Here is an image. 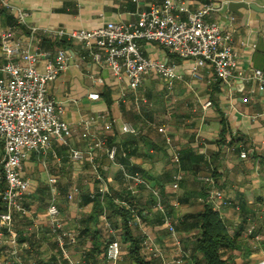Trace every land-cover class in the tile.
<instances>
[{"label":"crops","instance_id":"0c3cea01","mask_svg":"<svg viewBox=\"0 0 264 264\" xmlns=\"http://www.w3.org/2000/svg\"><path fill=\"white\" fill-rule=\"evenodd\" d=\"M14 7L27 11L28 26L39 29L65 31L96 29L107 22H131L137 14L165 0H6ZM189 11L212 3L214 10L207 21L218 22L230 33L237 55L235 73L248 75L256 69L264 76V0H172ZM245 3L238 13H218L216 4ZM0 7H2L0 5ZM186 19V12H177ZM11 11L0 8V32L14 27V37L27 44L29 30L12 25ZM32 46L41 51L54 52L62 48L68 55V66L47 87L48 96L64 109L62 118L73 130L68 144L52 140L49 149L31 153L22 164L21 175L29 182V194L23 203L30 214L15 217L14 232L20 244L32 248L22 252V259L32 264H69L58 258V248L49 236L47 204L50 198L49 179L55 177L57 202L65 229L75 237L69 246L72 264H111L105 252L110 241L118 240L121 255L113 264H135L123 241L122 219L108 209L91 215L92 204L85 203L86 195L96 193L101 176L110 198L116 205H134L138 220L132 228L134 236L142 240L147 233L158 243L165 261L173 264L175 248L168 229L155 220L159 212L152 208L151 191L133 185L119 165L131 174L137 173L153 188L171 195L170 184L182 173L177 192L165 204L172 209L175 226L187 214H198L203 205L198 198L206 185L199 179L209 174L214 178L212 189L229 202L221 219L231 237L236 238L246 256L244 264H254L264 253V85L255 80L233 78L228 82L216 79L213 70L202 68L197 75L191 71V59L170 54L163 46L139 41L141 52L150 58L175 64L177 78L170 88L155 74L145 75L136 89H131L126 76L114 77L96 61L90 52L76 42L56 43L38 35ZM17 55V52H15ZM17 57V56H16ZM17 59V58H14ZM5 58L0 52V63ZM45 57L36 64L44 69ZM101 81H100V80ZM97 93L93 100L89 94ZM209 102L207 105L206 103ZM104 114L105 119L85 129L83 121L92 115ZM128 124L135 133L123 132ZM164 128L163 132L158 129ZM115 158L108 157L111 147ZM191 148L202 154L209 169L203 168L197 177L183 173L174 163L177 151ZM80 151L83 159L71 157ZM245 153V157L240 154ZM131 186L133 189H128ZM105 194V193H104ZM182 198L184 202H180ZM126 207V206H125ZM142 210L144 217L137 211ZM132 217V216H131ZM131 219V218H130ZM129 219V220H130ZM128 220V221H129ZM180 228V225H179ZM252 229L262 237L254 241L247 231ZM189 258L184 264H201L200 254L192 253L195 230L177 229ZM142 253V251H141ZM0 247V264H9ZM157 264L160 262L156 261Z\"/></svg>","mask_w":264,"mask_h":264},{"label":"built area","instance_id":"2783aa9c","mask_svg":"<svg viewBox=\"0 0 264 264\" xmlns=\"http://www.w3.org/2000/svg\"><path fill=\"white\" fill-rule=\"evenodd\" d=\"M0 5L11 11L17 25H23L29 30L25 45L14 37L15 26L0 32V52L5 58V61L0 63V247L9 264H32L21 256L24 249L31 252L32 248L25 243L20 244L14 232L16 215L22 218L30 214V210L23 203L25 196L29 194V182L21 175L23 161L33 152L39 153L49 149L52 140L67 145L73 133L70 125L62 118L63 107L50 98L47 91L48 84L67 68L68 55L62 48L51 52L32 46L31 43L38 35L53 41L65 39L78 43L114 77L126 76L133 90L148 74H155L163 79L168 88L177 78L175 64L145 56L140 50L139 41L155 42L172 55L191 59L193 75H197L202 68H208L213 70L216 79L223 82L237 77L241 80H255L261 87L264 85V76L259 69L248 75L235 73L237 55L230 33L224 32L218 22L207 21L205 18L214 10L212 3L189 11L182 4L165 0L160 5H152L148 10L139 12L135 21L107 22L96 29L71 31L28 26L27 11L12 6L6 0H0ZM177 12H186V19H181ZM41 57H45L43 70L36 66ZM89 98L95 100L98 94L91 93ZM104 119V114L92 115L83 121V125L87 129ZM121 129L123 132L135 133V129L128 124H123ZM158 130L163 132L164 128L160 127ZM115 155L116 148L113 146L108 151V157L113 160ZM240 156L246 155L241 153ZM71 157L78 161L83 159L82 153L77 150L71 152ZM179 158L180 153L176 151L173 161L177 165ZM119 167L133 185H142L151 191L154 198L153 210L164 214L165 205L160 190L151 187L139 174L129 173L123 164ZM97 178L101 183L97 192L103 195L107 189L101 176L98 175ZM199 178L211 186L205 201L211 203L213 210L221 216L224 207L229 204L228 200L212 189L214 182L211 174ZM181 180V172L173 177L170 184L172 194L177 192ZM56 182L55 177L49 179L51 196L46 208L49 236L57 245L59 260L63 259L72 264L69 246L75 237L64 227L57 202ZM128 189L133 187L129 186ZM94 194H91V197ZM198 201L203 203L202 198H198ZM122 204L131 208L125 201ZM135 219L138 220V215L132 209L128 224L133 225ZM162 223L168 229L175 248L173 264H184L189 258V252L184 249L183 240L176 230V221L170 216H165ZM247 235H252L254 241L262 240L261 235L252 229L247 231ZM141 251L160 264H168L161 246L147 233L142 234ZM120 255V242L110 241L105 252L106 261L113 264ZM254 264H264V253Z\"/></svg>","mask_w":264,"mask_h":264},{"label":"trees","instance_id":"16d2710c","mask_svg":"<svg viewBox=\"0 0 264 264\" xmlns=\"http://www.w3.org/2000/svg\"><path fill=\"white\" fill-rule=\"evenodd\" d=\"M4 10L3 7H0ZM12 25H17L16 20ZM68 42L65 39L61 41H56V43H65ZM179 168L183 173L192 174L194 177H197L200 170L203 168L209 169L207 161L204 159L202 154L195 153L191 148H186L183 151H180L179 158ZM209 174L214 176L212 171H209ZM207 187L205 193L199 197L203 199V211L198 214H187L183 217L182 223L175 226L177 229H180L184 232H190L195 230L196 235L193 240L192 253L194 257L196 254H200L202 259L200 260L201 264H244L246 256L242 254V246L240 242L231 237L227 232V227L222 221L220 214L213 210L211 203L206 202L209 190L211 186L202 180ZM213 182L214 178H213ZM162 198L168 199L171 195L164 193L163 190H160ZM150 199L153 202V195L150 194ZM180 202H184L182 198H178ZM85 203L92 204V213L91 215H97L102 212L104 209H108L113 215H120L122 219V237L123 241L128 245V251L130 257L134 260L135 264H157L155 260L148 258L146 255L141 253V239L134 236L132 228L128 224V220L132 216V209L135 211L134 205L130 203L131 208L116 205L113 200L110 198L109 193L100 194L96 192L93 197L86 195L84 198ZM165 205V213L159 214L158 218L155 220L157 223H162L165 216L172 217V209H168ZM137 213L144 217L146 214H143L142 210H138ZM190 257L189 259H191Z\"/></svg>","mask_w":264,"mask_h":264},{"label":"water","instance_id":"95a60500","mask_svg":"<svg viewBox=\"0 0 264 264\" xmlns=\"http://www.w3.org/2000/svg\"><path fill=\"white\" fill-rule=\"evenodd\" d=\"M241 7H249V8H253V5H247L245 3H232V2H226L223 4H216L215 8L217 9L218 13L224 15L226 13V11H231L233 13H238V9Z\"/></svg>","mask_w":264,"mask_h":264},{"label":"rangeland","instance_id":"374dc122","mask_svg":"<svg viewBox=\"0 0 264 264\" xmlns=\"http://www.w3.org/2000/svg\"><path fill=\"white\" fill-rule=\"evenodd\" d=\"M200 179V178H199Z\"/></svg>","mask_w":264,"mask_h":264}]
</instances>
